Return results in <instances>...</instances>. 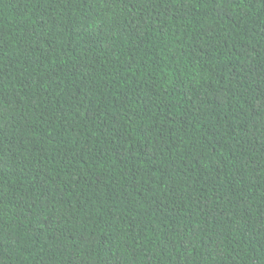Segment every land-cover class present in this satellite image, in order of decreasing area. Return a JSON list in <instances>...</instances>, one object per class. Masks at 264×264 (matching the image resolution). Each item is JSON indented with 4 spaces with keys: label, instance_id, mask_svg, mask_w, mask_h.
I'll list each match as a JSON object with an SVG mask.
<instances>
[{
    "label": "trees",
    "instance_id": "trees-1",
    "mask_svg": "<svg viewBox=\"0 0 264 264\" xmlns=\"http://www.w3.org/2000/svg\"><path fill=\"white\" fill-rule=\"evenodd\" d=\"M0 264H264V0H0Z\"/></svg>",
    "mask_w": 264,
    "mask_h": 264
}]
</instances>
